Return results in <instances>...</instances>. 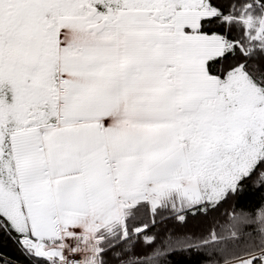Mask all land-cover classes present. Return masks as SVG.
<instances>
[{"label":"snow or ice","instance_id":"obj_1","mask_svg":"<svg viewBox=\"0 0 264 264\" xmlns=\"http://www.w3.org/2000/svg\"><path fill=\"white\" fill-rule=\"evenodd\" d=\"M231 7L0 0V264H95L70 214L87 219L134 186L147 196L123 209L120 238L106 244L97 233L100 264L119 261L113 249L129 239L127 221L147 215L137 236L160 223L152 197L161 184L215 179L264 140V44L240 37L225 19ZM261 173L264 157L239 183ZM186 219L177 213V223ZM155 243L153 235L145 247ZM148 256L139 253V264Z\"/></svg>","mask_w":264,"mask_h":264},{"label":"trees","instance_id":"obj_2","mask_svg":"<svg viewBox=\"0 0 264 264\" xmlns=\"http://www.w3.org/2000/svg\"><path fill=\"white\" fill-rule=\"evenodd\" d=\"M224 2L226 5H232L225 19L236 27L240 37L247 36L248 41L255 39L251 38V32L245 29L241 12L247 5L249 9L255 8V22H263L264 25V4H261L260 0H224ZM261 41L260 43L264 44V33ZM252 75L255 77L257 73L253 72ZM245 78L251 83V80L246 76ZM259 142L256 159L247 173L258 159L264 157V140ZM246 174L226 185L217 195L203 193L202 201L191 207L173 210L167 206H160L157 209L160 223L139 236L131 234V230L134 226L146 222L147 215L140 220L127 221L129 239L120 244L117 249H113V251H121V259L108 261L105 257V264H139L137 255L142 251L150 253L148 257H141L144 264H176V261L181 259L188 264H195V262L198 264H242L238 261L240 258L264 249V190L253 187L255 184L264 182V173L244 184L239 183ZM205 202H210L215 207L206 215L198 211L197 215L192 216L193 208ZM177 213L187 217L184 223H177ZM164 216H168L169 219H162ZM124 229L125 216L123 225L117 227L114 233L108 234L102 229L99 233L101 237L109 238L105 242L107 244L118 240L119 234ZM153 235L156 237V243L145 247V242L151 240ZM126 246L131 248L130 252L123 251ZM174 249L175 252H173ZM169 253L173 255H168ZM253 264L259 263L254 261Z\"/></svg>","mask_w":264,"mask_h":264},{"label":"rangeland","instance_id":"obj_3","mask_svg":"<svg viewBox=\"0 0 264 264\" xmlns=\"http://www.w3.org/2000/svg\"><path fill=\"white\" fill-rule=\"evenodd\" d=\"M255 11V8L252 7L249 9V6L247 5L244 9H242L241 17L244 21L245 29L251 32L250 37L261 41L263 39L264 25L263 22H255ZM240 79L246 88L252 92L254 96H256L259 92L258 89H256L245 78L244 74H240ZM258 98L264 99V97ZM259 141L255 144H250L247 150L236 158L228 167L218 170L215 179L197 180L194 178L187 189L184 187L185 182L180 180L173 183L161 184L156 195L152 197L153 203L155 205H159V207L167 206L173 210H179L181 208L191 207L201 202L203 193L217 195L226 185L231 184L239 176L247 173L252 165V162L256 159L258 144L260 143ZM126 191L128 195L120 199H116L112 196L105 197L99 205V210L94 214H90L87 219H84L79 213L70 214L71 218L67 221V223L69 225L83 226L82 228L85 230L83 233L91 235L92 238L98 242V246L100 247L99 238L97 237L99 230L102 229L108 234L114 233L117 227H121L123 225V218L126 215L123 209L130 206V203L135 202L137 199L146 198L147 196V194L142 192L141 189L134 186L129 187ZM72 232L74 234L81 233L79 228L76 227L72 228ZM99 237H101L100 233ZM248 263L249 262H246L245 264Z\"/></svg>","mask_w":264,"mask_h":264},{"label":"built area","instance_id":"obj_4","mask_svg":"<svg viewBox=\"0 0 264 264\" xmlns=\"http://www.w3.org/2000/svg\"><path fill=\"white\" fill-rule=\"evenodd\" d=\"M83 226L79 225V228H82ZM76 235L84 236L85 241H92V243L89 245L87 242L83 245L86 249L88 247H91L94 254L97 255V258L95 259V264H99V258H98V242H96L91 235L87 233H76ZM240 263L245 264L246 262H249L248 264H253L254 261L258 262L259 264L264 263V250L259 251L255 254H250L248 256H245L243 258H240L238 260Z\"/></svg>","mask_w":264,"mask_h":264}]
</instances>
